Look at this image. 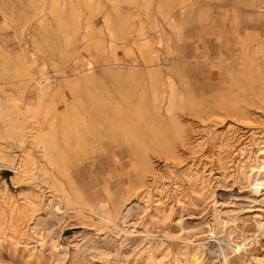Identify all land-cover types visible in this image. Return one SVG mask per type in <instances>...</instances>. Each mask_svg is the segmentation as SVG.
<instances>
[{
	"label": "rangeland",
	"instance_id": "374dc122",
	"mask_svg": "<svg viewBox=\"0 0 264 264\" xmlns=\"http://www.w3.org/2000/svg\"><path fill=\"white\" fill-rule=\"evenodd\" d=\"M260 221L264 0H0V264H264Z\"/></svg>",
	"mask_w": 264,
	"mask_h": 264
},
{
	"label": "bare ground",
	"instance_id": "6f19581e",
	"mask_svg": "<svg viewBox=\"0 0 264 264\" xmlns=\"http://www.w3.org/2000/svg\"><path fill=\"white\" fill-rule=\"evenodd\" d=\"M40 85V84H39ZM42 89V88H41ZM147 206V205H146ZM258 226L262 229V231L264 232V221H260L257 223ZM251 236V235H250ZM189 243V242H188ZM205 247V246H204ZM34 249V248H33ZM202 256V251L200 248H196L194 249V253H193V257L199 259ZM226 262V261H225Z\"/></svg>",
	"mask_w": 264,
	"mask_h": 264
}]
</instances>
